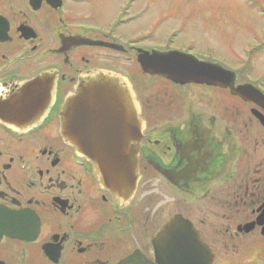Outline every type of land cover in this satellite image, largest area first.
<instances>
[{"label":"flooded vegetation","instance_id":"1","mask_svg":"<svg viewBox=\"0 0 264 264\" xmlns=\"http://www.w3.org/2000/svg\"><path fill=\"white\" fill-rule=\"evenodd\" d=\"M87 3L0 0V264H124L134 256L131 264H160L157 248H174L161 239L163 228L177 216L191 223L212 264H264L237 260L264 250V106L235 91L250 83L260 87L244 75L249 83L237 85L239 70L226 87L182 85L146 73L139 63L145 55L179 51L217 61L170 38L158 46L145 37L95 32L94 24L77 18ZM99 50L126 61L101 64ZM97 69L129 79L145 122L140 179L123 196L101 184L93 163L61 135L67 97ZM204 90L235 98L249 118L243 120L238 107L203 101ZM253 121L261 133L249 130ZM135 127L128 125L131 146ZM254 235L260 239L250 245ZM223 246L232 249L229 258L222 257Z\"/></svg>","mask_w":264,"mask_h":264},{"label":"water","instance_id":"2","mask_svg":"<svg viewBox=\"0 0 264 264\" xmlns=\"http://www.w3.org/2000/svg\"><path fill=\"white\" fill-rule=\"evenodd\" d=\"M139 63L146 73L164 76L182 85L226 87L233 81V75L223 68L179 52L141 56ZM235 91L244 99L264 106V96L256 89L242 86ZM260 120L264 126V118ZM129 124L136 126V146L130 145ZM144 132L145 122L131 82L108 69H97L83 76L74 93L67 97L61 114V135L65 143L93 163L98 180L108 189L112 188L117 196L131 192L140 179L137 156ZM195 236L191 223L181 216L169 221L161 239L172 240L174 248L164 243L157 248L160 264H212L209 249L197 236L196 242L181 245L184 238ZM172 253L178 255L172 256ZM134 260L136 256L124 264Z\"/></svg>","mask_w":264,"mask_h":264},{"label":"rangeland","instance_id":"3","mask_svg":"<svg viewBox=\"0 0 264 264\" xmlns=\"http://www.w3.org/2000/svg\"><path fill=\"white\" fill-rule=\"evenodd\" d=\"M77 12V18L94 24L92 29L95 32L114 31L116 36L121 35L125 39L127 36L145 37L147 42L154 44L159 41L158 46L166 44L170 38L177 46H190L193 52L217 61L228 70H239L235 78L237 85L249 83L244 75L256 82L264 92V0H89ZM121 21H124L122 25ZM173 31L181 32L175 38ZM125 39L119 37L120 42ZM97 53L101 64L108 65L114 61L122 65L126 61V56L118 53L103 50ZM118 67L115 66L116 69ZM115 72L118 73L117 70ZM204 91L207 95L203 101L215 103L218 107H238L243 120L249 118L246 105L235 98L225 93L219 94L220 91ZM223 115L226 117L225 112ZM249 130L262 132L255 121L249 122ZM164 201V204H168L164 211H168L171 209L170 203L166 198ZM243 219L239 217L237 222ZM222 227L227 228L228 222L223 220ZM258 239L260 237L254 235L248 243L254 245ZM231 245H235V242ZM220 250L222 257H228L226 252L231 254L232 251L225 246ZM248 253L241 254L243 258L238 256L237 260L249 262L264 259V250Z\"/></svg>","mask_w":264,"mask_h":264}]
</instances>
